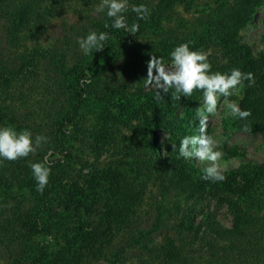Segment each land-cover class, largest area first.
Wrapping results in <instances>:
<instances>
[{
  "label": "trees",
  "instance_id": "1",
  "mask_svg": "<svg viewBox=\"0 0 264 264\" xmlns=\"http://www.w3.org/2000/svg\"><path fill=\"white\" fill-rule=\"evenodd\" d=\"M71 2L0 0V31L11 44L0 46V127L14 125L47 137L35 155L14 162L0 158V264H86L94 259L107 264H264V156L260 163L222 171L226 177L222 182L201 179L204 171L180 157L179 146L162 151L153 132L159 127L175 132L180 112L181 122L195 127V108L203 93L180 100H172L170 93L157 101L158 89H147L146 80L152 55L165 61L184 43L208 53L212 72L238 68L253 73L255 84L248 87L245 81L239 101L251 116L233 123L243 131L247 124L248 132L260 133L264 142V49L255 55L239 39L264 0L197 4L199 29L177 42L143 45L142 53L139 40L146 29L169 18L177 6L191 7L193 0H128L124 16L129 28L139 25L135 34L113 28L112 19L95 13L96 7L91 6L84 16H74L78 21L71 25L70 35L42 45L39 37L54 18L78 12ZM141 4L150 10L148 19L138 20L131 11ZM92 31L106 32L109 39L102 52L85 55L78 40ZM74 46L78 51L70 63L68 51ZM119 49L128 50L135 62L129 64L126 79L111 82L105 68ZM114 104H125L124 112L113 113ZM84 110L97 112L102 119L101 128L88 130L96 156L130 154L152 166L176 197L209 196L225 205L231 225H223L207 209L198 221L190 216L181 220L175 239L158 241L146 232L129 238L138 218L141 187L121 174L97 171L94 179L70 182L78 158L73 141L82 134L79 124ZM44 161L51 175L40 193L30 164ZM59 191L64 197L56 209ZM24 196L31 206L23 205Z\"/></svg>",
  "mask_w": 264,
  "mask_h": 264
},
{
  "label": "rangeland",
  "instance_id": "2",
  "mask_svg": "<svg viewBox=\"0 0 264 264\" xmlns=\"http://www.w3.org/2000/svg\"><path fill=\"white\" fill-rule=\"evenodd\" d=\"M71 1V3H75L74 7L78 12H66L54 18L39 37V42L42 45L51 44L55 39H62L65 35H70L72 32L70 30L71 25L78 21L74 16H79V13L84 16L86 8H91V6L95 8L100 3V0ZM205 1L207 0H193L194 4L189 8L182 5L177 6L169 18L150 25L139 40L142 47L139 53L143 52V45L157 44L159 41L177 42L185 33L199 29L196 20L197 13L194 8L197 4H202ZM239 39L248 44L255 55L264 49V2L257 7L252 20L240 31ZM0 46L11 47L9 38L1 34V31ZM76 50L78 51V48L74 46L68 51L70 63L74 60L72 56H75ZM113 54L105 68V76L111 82L124 80L128 75L129 64L135 62V57L128 50L119 49ZM165 62L170 63V59H165ZM147 85V89L156 88L155 85L149 82ZM243 94L244 89L238 96H231L228 100L239 104ZM202 103L203 97L196 105L195 114ZM125 108V104H114L112 108L110 106V110L116 114L124 112ZM96 113L84 110L81 116L79 128L82 134H80L81 138L79 137L78 140L73 141V144L77 147L78 158L74 163L70 182L72 180L79 182L83 177L94 179L97 172L118 173L123 175L127 181L133 182L136 187H141L143 194L136 214L138 218L127 234L129 238L138 232H146L148 236L155 237L158 241L175 239L177 235L176 225L181 220L186 216H190L193 220L198 221L201 214L207 209L214 211L216 218L223 225H231L232 217L225 205H218L216 200L211 199L209 196H198L189 199L176 197L173 190L165 189V184L157 178L155 169L152 166L136 161L130 154L110 155L104 153L101 156H96L97 154L91 150L92 137L88 131L101 128L98 121L102 119ZM177 117L179 122L175 132H171L168 127H159L153 132L162 151L172 148V144L179 146L181 139L185 136L200 134V123L197 115L195 127L181 122L184 117L182 112L178 113ZM233 122L234 118L228 115L224 98H221L218 114L215 117H210L207 129V133L217 141L218 150L223 154L222 159L219 161L221 172L248 163H260L264 156V142L260 133L243 131L234 126ZM11 126L17 131H23L17 126ZM122 131L127 133L126 129H122ZM31 133L35 138L34 132L31 131ZM40 151L39 148L37 153ZM190 162L199 171H203L208 166L206 162L196 159H192ZM95 171L97 172L95 173ZM72 183L69 185H72ZM63 197L61 191H59L56 195V209L60 206L58 202ZM20 199H22L24 206L32 205L28 196ZM86 264H107V261L94 259L86 262Z\"/></svg>",
  "mask_w": 264,
  "mask_h": 264
},
{
  "label": "clouds",
  "instance_id": "3",
  "mask_svg": "<svg viewBox=\"0 0 264 264\" xmlns=\"http://www.w3.org/2000/svg\"><path fill=\"white\" fill-rule=\"evenodd\" d=\"M129 9L128 0H100L95 8V13H106L112 19V27L125 29L135 34L138 24L130 28L126 23L124 13ZM131 11L137 14L138 20L148 19L150 10L143 4L132 6ZM105 27H108L105 24ZM109 39L106 32H90L86 37L78 40L79 46L85 55L94 52H102L105 42ZM146 80L156 86L158 94L157 101L165 99L171 93L172 100H180L181 97L191 98L195 92L203 93L202 106L197 108L196 115L199 118L200 134L189 135L181 139L179 155L186 160L196 159L206 162L207 167L203 170L201 179L213 183L222 182L226 177L220 170L219 161L222 152L218 150V144L212 136L207 133L210 117L218 114L221 106V98L228 109V115L234 119L247 120L251 116L250 110H242L238 103L229 101L231 96H238L245 88L254 86L255 77L253 73H245L234 68L230 73L212 72V66L205 51H194L188 43L176 46L170 53V63L163 58L152 55L148 62V74ZM248 131V125H244ZM47 137L33 134L25 129L17 131L12 126L0 127V158L8 161H17L35 155ZM173 150L176 145L172 144ZM33 176L37 182L36 190L43 193L50 182L51 167L47 161L31 163Z\"/></svg>",
  "mask_w": 264,
  "mask_h": 264
}]
</instances>
